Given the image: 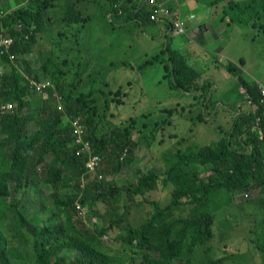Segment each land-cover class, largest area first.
<instances>
[{
    "label": "trees",
    "instance_id": "obj_1",
    "mask_svg": "<svg viewBox=\"0 0 264 264\" xmlns=\"http://www.w3.org/2000/svg\"><path fill=\"white\" fill-rule=\"evenodd\" d=\"M57 1L61 0H37L36 9L23 7L5 16L2 20L4 25L17 36L14 48L17 53H23L29 43L26 44L28 41L19 38L20 34L14 32V26L22 22L25 31H30L32 27L38 31L47 30L50 27L48 22L51 21L48 11ZM223 1H226V4L222 7L220 19L227 18L240 29L247 26L257 28V19H264V16L258 18L260 12L264 14V0H211L210 5ZM111 4H116V0H111ZM131 9L141 28L157 25L150 19L151 8L146 2L138 6L132 5ZM116 10L122 9L119 7ZM90 20V17L82 16L73 6H68L60 21L69 28L74 24H88ZM165 38L166 42L160 51L162 56L156 55L146 59L139 66L140 70L156 63L162 64L171 90L189 94H193L195 90L202 95L201 101L205 104L211 84H198L201 81V73L187 63L181 51L170 47L168 36ZM241 64L240 60L239 65ZM223 67L235 78L238 87L244 90L247 100L256 109L253 112H240L235 116L230 130L218 141L188 145L183 150L177 149L169 157H165V170L161 175L164 183L172 185L169 201L160 205L157 200H141L140 203L147 201L152 205V213L140 225L128 227L124 237L126 243L141 251L144 264H194L195 247L208 240L211 245L204 247V252L208 253V249H212L215 243V233L211 228L215 211L222 208V205L233 202L236 192L254 189L258 190V213L253 214L256 219L246 239V250L251 252L257 264H264V98L260 85L248 80L231 62H225ZM81 70H85L84 67ZM28 71L34 73V78L39 80L36 72L30 69ZM61 74L69 75L70 72ZM22 82H25L23 87ZM26 83L27 78L16 67L9 72L5 71L0 80V89H7L5 99L17 103L13 113H0V206L6 209L14 208L15 222L18 224L15 227L12 223L14 234L20 239L24 234L32 239L28 241L30 250L23 255L17 252L0 232V264H67L66 258L70 251L76 253L75 264L117 263L116 258L101 249L102 235L117 224V221L113 219L108 225L103 224L92 229L78 217L76 201L79 199L80 203L89 204L90 207L97 201L104 202L109 211L117 213V194L122 189H126L129 200H134L135 196H143L145 190L154 185L159 174L156 171H148L141 174L135 183L124 187L114 182L98 180L96 176L89 178L85 173V159L76 153L80 145L74 142L70 123L63 120L64 114L48 101L36 115L32 109L26 110L29 103L25 100V95L30 89ZM56 86L61 91L64 109L69 114L75 113L84 118L83 123L87 129L85 138L94 143V152L103 155L107 162H115L113 172H119L120 155L134 143L130 137L132 133L124 131L123 127L117 124L110 125L104 115L97 120L96 111L90 108L86 96L83 93L76 96V85L64 83L57 78ZM124 95L127 96L125 92ZM208 100L209 98L206 101ZM116 102L119 105L125 103L122 99ZM77 105L80 107L76 108ZM165 112L168 116L171 115V111ZM142 119L144 122L141 125L149 127L151 123L146 122L149 115ZM257 119L259 121L256 124ZM163 121L169 122L165 119ZM135 123L140 125V120ZM38 163L44 165L38 169ZM195 164L208 165L210 173L200 178ZM28 171L38 174L51 188L49 199L54 210L40 226L31 225L25 213L13 203V199L17 198L12 195L13 191L16 193L29 185L31 176L27 174ZM82 175L89 178L83 190L80 187ZM221 190L226 191V197L219 201L217 197ZM5 197H8V201H4ZM178 206H188L189 213L186 216L167 218L166 212ZM229 253L218 251L209 258L212 264H222Z\"/></svg>",
    "mask_w": 264,
    "mask_h": 264
},
{
    "label": "rangeland",
    "instance_id": "obj_2",
    "mask_svg": "<svg viewBox=\"0 0 264 264\" xmlns=\"http://www.w3.org/2000/svg\"><path fill=\"white\" fill-rule=\"evenodd\" d=\"M156 1L161 4V8L169 9L171 18L179 11L184 23L192 24L190 28L185 25L186 35L191 38V41L187 37L185 39L188 46H200L204 49L203 52L210 53L213 59H217L216 53H218L223 62H231L241 74L253 78L254 81L264 86V19L260 18L264 16L262 12L258 17L260 19L255 22L257 28L252 29L247 26L240 29L233 24L232 27H228L217 21L219 9L224 7L226 1L218 3L217 6L213 5L215 8L209 18L202 15L201 11L204 9L199 6H185V0H179L181 5L170 3L168 0ZM202 1L205 0L196 2ZM143 2L149 5L145 0H116L114 5L111 4V0L57 1L48 11L51 18L48 22L50 27L44 31H38L32 27V34L26 43H29V46L23 53H18L16 63L10 64L6 62L7 60L2 63L4 71L9 72L16 67L27 78L26 84L30 89L25 95V100L29 103L26 110L32 109L36 115L48 101L64 114L63 120L70 123L75 143L77 131L82 130L80 132L82 138H85L87 134L83 123L84 118L75 113L69 114L64 109L61 91L56 86L57 78L64 83L77 86L76 96L81 93L86 96L90 108L96 111L97 120L104 115L110 125L117 124L122 126L124 131L132 133L129 136L132 137L134 143L120 155V171L114 173L115 162H107L99 153L101 161L93 177L96 176L98 180L114 182L124 187L135 183L141 174L148 171H156L159 174L154 185L145 190L143 196L140 194L135 196L134 200H129L126 189L121 188L122 190L117 194L119 202L117 213L109 211L104 202L97 201L94 206L90 207L89 204L80 203L79 199L76 201L79 204L78 217L89 224L92 229L99 228L103 224L108 225L113 219L117 221V224L113 225L101 238L103 241L101 249L116 258L117 263L114 264H134V262L144 264L141 251L126 243L124 237L128 227L140 225L152 213V205L147 201L140 203L141 200L144 198L157 200L160 205L169 201L172 185L168 182L164 183L161 175L165 170V157H169L177 149L183 150L188 145H203L218 141L230 130L235 113L227 112L228 122H220L217 117L222 107H216L217 101H212V97H209L208 101L206 98L205 104H202V95L199 92L196 93L195 90L193 94L187 95L171 90L168 86V79L164 76L162 64L156 63L140 70L139 66L146 59L156 55L162 56L160 51L166 42L164 37L170 25L167 19L159 17L153 21L156 22V26L141 28L134 17L131 6H138ZM37 6V0H0V13L9 14L23 7H30L29 9L34 10ZM68 6H73L82 16L90 17L91 20L88 24H74L66 28L60 20ZM119 7L122 10H116ZM149 7L151 8L150 5ZM205 9L207 12L211 10L210 6H206ZM191 14L193 17L189 18ZM196 18L199 19L197 20V23H200L199 26L195 23ZM218 30L224 33L218 35L216 32ZM153 34L159 36L155 42L152 41ZM182 37L184 36L175 38L179 45L185 43ZM168 38L171 47L173 41L171 37ZM185 56L191 58L189 53H185ZM240 60L241 65H239ZM202 64L205 65L207 73L210 74L211 71L215 77L220 76L212 71L207 62L201 61L199 65ZM83 67L85 70H81ZM28 69L36 72L39 80L35 79L34 73H30ZM62 72H70V74L62 75ZM32 82L43 86L44 89L42 91L32 89ZM21 85L25 86V82ZM6 90L0 89V105L9 102V99L6 100L4 96ZM124 92L127 94L126 97ZM235 98H237L236 95ZM121 99L125 103L119 105L116 100ZM10 101L14 106L17 105L13 100ZM234 105L229 102L225 105V109L235 110ZM165 110L171 111V115L168 116ZM145 115H149V119H146V122L151 123L149 127L141 125ZM76 119H78V130L74 127ZM138 119L140 125L135 123ZM164 119L169 122L164 123ZM211 124L215 127L210 126ZM87 140L90 141L94 150V143L90 139ZM36 165L40 169L44 163ZM194 167L200 178L210 173L206 164H195ZM27 174L31 176L29 185L16 193L13 191L12 195L18 198H14L13 203L25 213L31 225L40 226L54 210L49 199L51 188L41 180L38 174H33L32 171H28ZM86 184L87 182L82 184L81 181L82 190L85 189ZM11 186L13 188V185ZM245 193L247 196H244ZM257 194L258 190L255 189L240 190L239 197L238 195L236 199L233 197V202L226 203L215 211V220L211 224L212 230L223 227L224 216L239 222L243 219H251L255 222L256 217L253 214L258 213L256 204H259ZM81 196L82 193L80 199ZM225 197V190L218 192L219 201L224 200ZM4 199L8 201V197ZM90 201L91 198L88 199V202ZM188 213V206H178L168 210L166 217L186 216ZM12 223L17 227L14 208L6 209L0 206V232L7 238L9 244L17 249V252L24 255L30 250L28 241L32 237L24 234L20 239L17 234H14ZM252 226L254 227V223ZM19 231L21 232L20 229ZM201 244L195 247L194 264H212L209 256L223 251L219 247L216 249L213 247L205 253L204 247L211 244L208 240ZM75 255V251L68 253L67 264H75ZM175 264H180V262H175Z\"/></svg>",
    "mask_w": 264,
    "mask_h": 264
},
{
    "label": "crops",
    "instance_id": "obj_3",
    "mask_svg": "<svg viewBox=\"0 0 264 264\" xmlns=\"http://www.w3.org/2000/svg\"><path fill=\"white\" fill-rule=\"evenodd\" d=\"M147 1V0H146ZM170 3H175L174 0H168ZM177 4L181 5L179 2V0H176ZM224 2V1H223ZM211 0H205L202 2H196L194 0H185L184 5L187 6L189 5V7H193L195 5L199 6L200 8L204 9L201 11L202 15L205 18H209L210 15L213 13V8H215V6H217L218 4H216L215 6L210 5ZM221 3V2H220ZM224 4V3H223ZM206 6H210L211 10L209 12L206 11L205 7ZM222 8V7H221ZM221 8L219 9V13H218V17H217V21L219 23H224L226 26L228 27H232V24L228 21L227 18H225L224 20H221V15H220V11ZM206 14V15H204ZM193 16L192 14L189 15ZM195 18V17H194ZM199 18V17H198ZM198 18H196L195 23L199 26L200 23H197V20H199ZM186 27L190 28L191 27V23L190 25L187 23H185ZM217 27V26H215ZM222 27V26H220ZM206 30V29H204ZM157 30L155 29V32ZM253 31V30H252ZM165 33V37H171L173 44L171 46V48L176 49L181 51L184 55L185 53H189L191 55L190 57H186V61L187 63L193 67L194 69H196L197 71H199L201 73V82L204 83H209L211 84V88H210V93L208 95L209 97H212L213 100L212 101H217L216 102V107H222V109H220L221 112L218 114V119L220 122H228L229 117L227 116V112H235L233 114V116H237L240 112H249V111H254L256 109V107L254 105H252V103H250L247 98H245L244 95V90L240 87H238L237 83L235 84L236 80L235 78L231 77L230 74H228L223 65L225 62H223V59L220 58V55L218 53H216V57L217 59H213L210 56V53H204V49L200 48V46H188L186 44V37L188 38V40L191 41V38L188 37V35H184V37H182V40L185 41V43H183L182 45H179L177 43V41L175 40V38L179 37L181 38V36L183 35H177L172 33L171 31H169V29L166 30ZM171 32V33H170ZM217 34L219 35L224 33V31H216ZM173 35V36H172ZM153 40L155 42V40L159 37L156 35H152ZM164 37V38H165ZM190 38V39H189ZM149 39V38H148ZM225 39V38H224ZM164 40V39H163ZM188 42V41H187ZM189 44V42H188ZM194 44V42H193ZM212 57H214L213 54H211ZM226 58V57H224ZM207 62V64H209L210 68L212 69L213 72H217L218 76H214L213 73L210 71V74L207 73L205 71V65H199L200 62ZM234 65V64H233ZM246 76V75H245ZM248 80L254 81L253 78H249L248 76H246ZM256 82V81H255ZM257 84H259L260 86H262L264 88L263 85H261L260 82H257ZM185 95L189 94L187 92H182ZM196 94V93H195ZM235 95L237 98H235ZM207 98V99H208ZM229 102L235 104V110H227L226 108V104H228ZM225 122V123H226ZM233 122V121H232ZM214 124H211L210 126H212ZM215 127V125H214ZM207 144V143H205ZM239 197V191L236 192L234 194V198L236 199V197ZM252 223H254L251 219H243L242 222L240 221H236L233 218H227V216H224V221L222 224V228H216L213 230V232L215 233V237H214V245L213 247L216 249L217 247L221 248L223 251H228V253L230 254L224 261L223 264H225V262L227 264H257L254 260L253 255L251 254V252L248 250H246V246H247V237L250 235V230L252 229Z\"/></svg>",
    "mask_w": 264,
    "mask_h": 264
},
{
    "label": "built area",
    "instance_id": "obj_4",
    "mask_svg": "<svg viewBox=\"0 0 264 264\" xmlns=\"http://www.w3.org/2000/svg\"><path fill=\"white\" fill-rule=\"evenodd\" d=\"M149 5L151 6V15L150 19L152 21H156L159 17H163L168 20L169 22V30L177 35H185V23L181 18V13L177 11V13L171 18V15L169 14V9L167 8H161V4L158 3L156 0H147ZM175 3L176 0H174ZM7 13L1 12L0 13V80L4 76V68L2 63L7 60L9 63L15 64L18 59V53L14 50L17 36L13 33V30H11L9 27L5 26L3 23V19ZM191 18L193 16H190ZM14 32H18L20 34V39L28 40L32 34V31H25V26L22 22L17 23L14 26ZM5 67V66H4ZM32 89L35 88L37 91H42L44 89L43 86L37 84L36 82L31 83ZM261 89V95L264 98V88L260 86ZM15 109V106L12 102L4 103L2 106H0V113L1 114H8L13 113ZM256 124L258 123L259 119L256 120ZM78 119L74 122L75 130H78ZM82 131V130H81ZM81 131H77L75 134L76 136V144L80 145L76 149V153L81 155L85 161H86V174H88L89 178L93 177L94 172L98 168L101 156L99 153L94 152L92 149V145L90 141H88L86 138H82L80 135ZM89 178H85L83 176L82 184L88 181ZM244 196H247V193L244 194ZM79 204L77 205V207Z\"/></svg>",
    "mask_w": 264,
    "mask_h": 264
},
{
    "label": "clouds",
    "instance_id": "obj_5",
    "mask_svg": "<svg viewBox=\"0 0 264 264\" xmlns=\"http://www.w3.org/2000/svg\"><path fill=\"white\" fill-rule=\"evenodd\" d=\"M2 106V105H1Z\"/></svg>",
    "mask_w": 264,
    "mask_h": 264
}]
</instances>
